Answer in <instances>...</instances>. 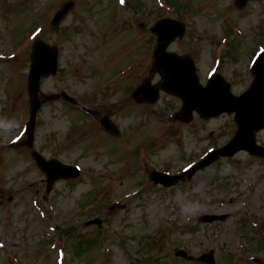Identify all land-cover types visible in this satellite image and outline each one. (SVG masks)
Here are the masks:
<instances>
[{
    "label": "rangeland",
    "instance_id": "obj_1",
    "mask_svg": "<svg viewBox=\"0 0 264 264\" xmlns=\"http://www.w3.org/2000/svg\"><path fill=\"white\" fill-rule=\"evenodd\" d=\"M66 1L0 0V264H255L256 256L264 264V158L241 151L179 187L151 180L153 170L180 172L223 145L236 129L234 115L194 113L184 122L174 117L180 100L168 93L153 105L131 97L151 74L150 27L161 16L187 24L168 50L190 53L202 83L220 72L235 94L243 92L264 49V1L239 9L234 0H74L55 28L53 14ZM37 39L59 52L58 73L42 78V91L79 102L47 103L37 115L35 148L81 170L50 194L20 143ZM104 116L118 135L101 124ZM257 141L264 145V129ZM205 213L230 215L199 222ZM94 217L101 228L84 226ZM236 256L243 258L234 263Z\"/></svg>",
    "mask_w": 264,
    "mask_h": 264
},
{
    "label": "water",
    "instance_id": "obj_2",
    "mask_svg": "<svg viewBox=\"0 0 264 264\" xmlns=\"http://www.w3.org/2000/svg\"><path fill=\"white\" fill-rule=\"evenodd\" d=\"M249 0H235L237 6L244 7ZM74 2L68 1L63 4L55 14L53 24L58 25L73 8ZM152 30L157 33V46L154 51L153 71H158L163 76L160 85H150L145 80L134 92L136 100L155 101L158 98L160 87L183 100V106L177 114V118L189 121L192 113L197 110L203 117L219 115L223 112H235L237 131L233 138L223 147L210 151L197 164L181 174L169 175L161 172H153L155 183H162L165 186L179 185L185 181V176L192 175L218 160L220 157H231L240 150H247L251 155L264 157V147L257 144L256 131L264 128V52L255 61L252 72L254 81L250 88L235 96L231 93L230 84L219 74L215 73L208 80L206 86H202L196 74L195 62L191 55L179 56L168 53V44L185 31V24L170 18L159 20ZM57 69V51L42 40L34 44L32 61L29 73V94L31 97V116L27 126L28 140L26 143L31 146L33 141L36 114L42 103L47 100L64 97L75 101L66 93L44 95L40 92V78L43 75L55 73ZM102 124L109 131L117 133V128L104 117ZM39 167L45 172L48 179L47 191L51 190L53 182L61 178H76L80 171L73 165L65 164L57 159L47 160L37 152H33ZM227 215H203L202 222L224 220ZM98 223V218L88 220L85 225ZM181 254V253H179Z\"/></svg>",
    "mask_w": 264,
    "mask_h": 264
},
{
    "label": "flooded vegetation",
    "instance_id": "obj_3",
    "mask_svg": "<svg viewBox=\"0 0 264 264\" xmlns=\"http://www.w3.org/2000/svg\"><path fill=\"white\" fill-rule=\"evenodd\" d=\"M150 75H151V74H150ZM153 75H156L157 78L159 77L158 80H156L154 83L159 82V81H160V75L157 74V73H156V74H153ZM153 75H152V76H153ZM148 76H149V75H148ZM146 77H147V76H146ZM146 77H145V78H146ZM150 77H151V76H150ZM143 79H144V78H143ZM151 79H152V78H151ZM153 81H154V80H152V82H153Z\"/></svg>",
    "mask_w": 264,
    "mask_h": 264
},
{
    "label": "snow or ice",
    "instance_id": "obj_4",
    "mask_svg": "<svg viewBox=\"0 0 264 264\" xmlns=\"http://www.w3.org/2000/svg\"><path fill=\"white\" fill-rule=\"evenodd\" d=\"M121 2H123V0H121Z\"/></svg>",
    "mask_w": 264,
    "mask_h": 264
},
{
    "label": "trees",
    "instance_id": "obj_5",
    "mask_svg": "<svg viewBox=\"0 0 264 264\" xmlns=\"http://www.w3.org/2000/svg\"><path fill=\"white\" fill-rule=\"evenodd\" d=\"M261 243L263 242V241H260Z\"/></svg>",
    "mask_w": 264,
    "mask_h": 264
}]
</instances>
